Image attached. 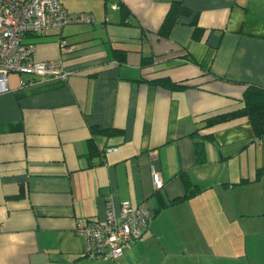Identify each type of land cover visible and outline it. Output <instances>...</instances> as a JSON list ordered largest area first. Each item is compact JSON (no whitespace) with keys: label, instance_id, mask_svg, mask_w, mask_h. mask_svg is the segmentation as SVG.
<instances>
[{"label":"crops","instance_id":"obj_1","mask_svg":"<svg viewBox=\"0 0 264 264\" xmlns=\"http://www.w3.org/2000/svg\"><path fill=\"white\" fill-rule=\"evenodd\" d=\"M106 1L63 0L96 22L25 37L66 81L11 74L0 94V264H264L250 251L264 250V134L245 117L204 125L264 89V0H182L168 37L157 32L173 0ZM163 77L186 86L152 83ZM185 180L201 190L171 203ZM108 195L116 209L144 202L149 228L116 260H86L75 223L103 219Z\"/></svg>","mask_w":264,"mask_h":264},{"label":"built area","instance_id":"obj_2","mask_svg":"<svg viewBox=\"0 0 264 264\" xmlns=\"http://www.w3.org/2000/svg\"><path fill=\"white\" fill-rule=\"evenodd\" d=\"M117 5L112 4L111 9ZM96 20L88 12H70L63 0H0V94L10 90L11 74L27 76L21 86L63 82L71 75L58 60H36L35 46L26 43L29 34H45L68 24H92ZM66 48V41H60ZM116 148H106V152ZM155 190L163 187L159 173L152 170ZM151 215L146 204L122 202L116 209L113 198L105 199L103 219L79 218L74 232L84 242L82 256L88 259L116 260L149 228Z\"/></svg>","mask_w":264,"mask_h":264},{"label":"trees","instance_id":"obj_3","mask_svg":"<svg viewBox=\"0 0 264 264\" xmlns=\"http://www.w3.org/2000/svg\"><path fill=\"white\" fill-rule=\"evenodd\" d=\"M121 9L124 12V15H127L128 11L126 10V6L121 5ZM188 13L189 11L184 6L182 0H173L158 29V32H157L158 35H160L161 37H168L172 28L175 26L177 22L178 16L187 15ZM193 21H192V24L194 23ZM196 35L197 33L194 31V36ZM220 37H221V32H210L209 38H208L210 50L213 51L217 47ZM115 55L119 62H123L126 59V53L122 50H116ZM152 83L155 85H160L169 90L179 89V88H183L186 86L182 84L181 82L173 81L169 79L168 77L155 79L152 81ZM244 117L247 118V120L252 124L256 135L258 137H262L264 134V89L263 88L252 86V85L247 86L243 93V106L242 107L236 110L218 113L216 115L208 117L206 118L204 125L212 126L215 124L224 123L230 120H235V119L244 118ZM104 131H106V133L114 132L111 129H106ZM160 190H156V195H157L159 206L163 207L164 205H166V203L160 194ZM200 190L201 188L199 186L191 185L187 180H185L184 195L182 197L172 200L171 203H176L177 201L185 197H189L192 194Z\"/></svg>","mask_w":264,"mask_h":264},{"label":"rangeland","instance_id":"obj_4","mask_svg":"<svg viewBox=\"0 0 264 264\" xmlns=\"http://www.w3.org/2000/svg\"><path fill=\"white\" fill-rule=\"evenodd\" d=\"M108 1H110V0H108ZM108 1H106L107 4L110 3ZM64 2L66 4V6L69 7V9L71 8L73 10H75V9L77 10V9H79L77 7H82L81 9L86 10L85 8L90 7V6H102L103 3H104V0H64ZM65 26H67V25H65ZM250 251H251V258H252L253 261H255V260L260 259L258 251H261V254H262V251H264V250L257 248L255 250L251 249ZM85 259L86 260H91V259H88V258H85ZM85 259H83V260H85ZM113 262H115V261H112V263ZM251 263H253V262H251Z\"/></svg>","mask_w":264,"mask_h":264}]
</instances>
